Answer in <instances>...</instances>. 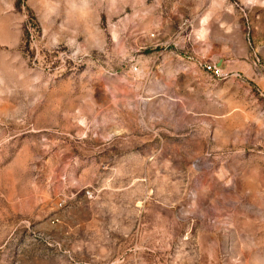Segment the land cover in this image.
<instances>
[{
    "label": "rangeland",
    "instance_id": "374dc122",
    "mask_svg": "<svg viewBox=\"0 0 264 264\" xmlns=\"http://www.w3.org/2000/svg\"><path fill=\"white\" fill-rule=\"evenodd\" d=\"M0 264H264V0H0Z\"/></svg>",
    "mask_w": 264,
    "mask_h": 264
},
{
    "label": "built area",
    "instance_id": "2783aa9c",
    "mask_svg": "<svg viewBox=\"0 0 264 264\" xmlns=\"http://www.w3.org/2000/svg\"><path fill=\"white\" fill-rule=\"evenodd\" d=\"M204 69H206V71L214 74L215 76L219 75V71L213 66H210V65L209 66H204Z\"/></svg>",
    "mask_w": 264,
    "mask_h": 264
},
{
    "label": "crops",
    "instance_id": "0c3cea01",
    "mask_svg": "<svg viewBox=\"0 0 264 264\" xmlns=\"http://www.w3.org/2000/svg\"><path fill=\"white\" fill-rule=\"evenodd\" d=\"M162 59H164V62L163 63H168V61H166V57H164V58H162ZM179 61V60H178ZM140 248V247H139ZM139 248H136L135 250H134V254H136V255H139L140 253H136V252H139L140 250H139Z\"/></svg>",
    "mask_w": 264,
    "mask_h": 264
}]
</instances>
